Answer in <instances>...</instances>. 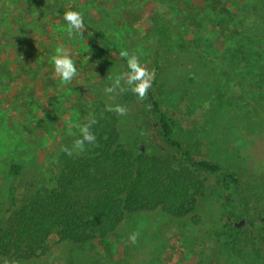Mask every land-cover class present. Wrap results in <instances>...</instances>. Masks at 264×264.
Returning a JSON list of instances; mask_svg holds the SVG:
<instances>
[{
	"label": "rangeland",
	"instance_id": "1",
	"mask_svg": "<svg viewBox=\"0 0 264 264\" xmlns=\"http://www.w3.org/2000/svg\"><path fill=\"white\" fill-rule=\"evenodd\" d=\"M222 1L221 10L233 13L232 1ZM187 2L197 6L204 0H0V210L12 181L7 174L9 160L23 165L21 182L33 187L52 182L61 148L72 147L79 126L96 106L104 110L115 104L127 107L125 116L114 112L123 144L134 143L147 153L161 148L173 163L183 162L163 138L158 113L150 112L148 92L143 101L128 90L105 93L111 85L109 75L128 71L120 56L126 50L138 55L141 66L153 73L148 91L171 122V139L193 159L218 163L233 173L239 181V192L233 197L236 207L264 232V91L254 87L264 85V80L250 84L255 79L247 75L245 79V62L234 68L230 55L224 56L225 47L238 43L237 38L213 35L211 23L204 25L209 32H198L189 24L194 12L188 10ZM68 10L81 12L87 22L81 34L71 38L63 19ZM165 21L166 30L179 35L183 43L195 49L210 45L221 59L203 55L197 61L182 52L164 51L167 36L162 40L153 34L154 27ZM197 36L210 40L205 38L200 45L188 42ZM61 46L68 49L77 69L67 85L61 83L52 64ZM212 61L219 74L210 77L215 70L210 73L200 65ZM180 87L186 89L179 92ZM253 114L257 116L250 118ZM196 174L202 193L184 217H172L160 209L127 213L101 241L79 246L50 239L43 256L11 264L256 263L255 251L249 250L243 236L234 243L226 236L229 208L220 189L222 175L202 170ZM227 188L231 190L232 185L227 183ZM133 232H139L135 245L128 241ZM257 264H264V251Z\"/></svg>",
	"mask_w": 264,
	"mask_h": 264
},
{
	"label": "trees",
	"instance_id": "2",
	"mask_svg": "<svg viewBox=\"0 0 264 264\" xmlns=\"http://www.w3.org/2000/svg\"><path fill=\"white\" fill-rule=\"evenodd\" d=\"M228 1H232L235 8L233 13L221 10L224 7L222 0H204L203 5L197 6H189L187 2L188 10L194 12L189 16V24L198 32H209L204 25L211 23L215 26L213 35L223 36L226 33L232 39L237 38L238 43L232 42L225 47L224 56L230 55L234 68H238L240 62H245L246 65L242 67L246 69L243 72L245 79L247 76L255 79H249L250 84L264 80V0ZM165 22L156 25V34H153L162 40L167 36L163 43L168 48L164 51L182 52L197 61L203 55L221 59L216 50L211 52L207 47L210 45H200L201 40L209 39L207 36H197L188 41L200 45L195 49L183 43L179 35L166 30L168 22ZM93 33L103 39L99 31L93 30ZM94 58H99L100 62L102 60L99 56ZM123 62L128 70L124 58ZM200 66L208 68L209 72L215 70L214 73L210 72V77L219 74L214 61L208 66ZM212 84L213 80L210 79V88ZM254 87L264 91V85L254 84ZM180 88L182 90L179 92L186 89ZM252 92L255 93L256 89ZM190 94L191 89H188V106L193 103ZM154 96L153 92L148 91L153 106L149 110L158 113L163 138L175 147L183 162L173 163L161 148L156 153H147L134 143L123 144L119 141L116 114L104 110L101 105L96 106L91 116L96 120L92 131L98 147L87 145L84 152L71 156L60 151L52 182L39 187L21 182L23 165L9 160L7 174L12 181L0 210V264L39 258L47 251L50 239L79 246L94 240L101 241L114 232L127 213L160 209L172 217H184L193 210L196 196L202 193V182L196 174L199 170L224 178L220 189L229 208L226 236L233 243L243 236L249 250L255 251L254 264L258 263L264 251V232L249 217H245L234 203V193L239 192L237 177L218 163L193 159L179 142L173 141L170 137L171 122L159 109ZM242 110L238 108V112ZM222 111L221 108L219 113ZM89 116L83 124L88 122ZM253 116L257 115L253 114L250 118ZM79 136L80 132L74 135L72 142ZM227 183L232 185L231 190L227 188Z\"/></svg>",
	"mask_w": 264,
	"mask_h": 264
},
{
	"label": "clouds",
	"instance_id": "3",
	"mask_svg": "<svg viewBox=\"0 0 264 264\" xmlns=\"http://www.w3.org/2000/svg\"><path fill=\"white\" fill-rule=\"evenodd\" d=\"M64 21L66 22L67 34L71 38L75 35H80L84 28V20L82 13L79 11L68 10L64 13ZM56 54L52 57V64L55 74L60 78L62 84L67 85L77 75V69L74 61L70 57L68 49L65 47H57ZM120 56L126 60L128 71L116 76H108L111 85L104 89L106 94H119L125 90L131 91L139 100L143 101L147 97V92L151 87L154 79L153 73L149 72L139 63L138 55H129L126 50L120 51ZM119 90V91H117ZM114 95H112L114 97ZM107 110L115 112L117 115H127L128 109L126 106L115 104L108 105ZM96 120L91 115L87 123L79 126L80 136L73 141L71 148L64 146L61 151L71 156L73 150L76 152H84L87 145L97 146L95 133L92 131V126ZM139 238V232L130 233L128 236L129 243L135 245Z\"/></svg>",
	"mask_w": 264,
	"mask_h": 264
}]
</instances>
